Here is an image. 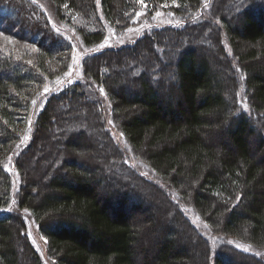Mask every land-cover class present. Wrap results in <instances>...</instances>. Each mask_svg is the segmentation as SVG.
Masks as SVG:
<instances>
[{
	"label": "trees",
	"instance_id": "obj_1",
	"mask_svg": "<svg viewBox=\"0 0 264 264\" xmlns=\"http://www.w3.org/2000/svg\"><path fill=\"white\" fill-rule=\"evenodd\" d=\"M50 1L92 48L104 36L102 20L126 26L137 10L150 15L163 2L185 19L151 25L130 43L82 52L80 77L43 95L37 107L42 75L67 70L73 46L44 27L30 31L29 18L0 14V35L18 40H0V208L14 200L30 213L58 264H207L208 241L166 192L153 190L163 202L162 220L183 232L166 225L161 233L159 219L144 213L150 205L157 210L156 199L124 175L129 165L109 139L102 103L85 92L94 87L136 159L191 203L213 233L261 250L224 243L213 264L235 257L236 264H264V0ZM24 41L37 46L31 63L23 62ZM97 136L106 144L103 155L90 142ZM143 221L146 236L137 224ZM187 237L191 249L178 240ZM0 264H43L20 212L0 213Z\"/></svg>",
	"mask_w": 264,
	"mask_h": 264
},
{
	"label": "rangeland",
	"instance_id": "obj_2",
	"mask_svg": "<svg viewBox=\"0 0 264 264\" xmlns=\"http://www.w3.org/2000/svg\"><path fill=\"white\" fill-rule=\"evenodd\" d=\"M0 5H4L2 6V8H0V14H3V13L5 14L7 11V15H9L10 17H12L15 13V14H19L20 17L22 18L24 17L25 19L29 18L30 21L29 22L27 21V24H28V27L30 28L29 29L30 31H37L40 27L41 28L44 27L43 29H46V31L48 30V33H51L53 37H55L56 39L64 38L73 46L72 59L70 60L69 64H67L68 66L67 70H64L63 72L55 76L42 75V82H45V83L43 84V88L41 89V97L35 102V105L37 104V107L39 105L41 98L44 97L43 95H46L49 92L57 90L63 85L71 83L72 81L77 80L80 77L79 76L80 72L78 68H79V59H80L82 52H86V51H89L95 48L115 47V46L123 45L126 43H130L140 34L141 30H144L145 28H148L151 25H165L170 22H174V21L178 22V21H183L185 19L183 16H181L180 17L181 20H179L178 16L175 15L171 11V8H170L171 4L168 2H163V3L157 4L154 12L150 15H147V11L145 10H141V9L137 10L135 16L133 17L134 21L133 23H131L132 25L128 24L124 26V24H120L119 26L117 25L109 26L106 20H102L104 29H105L104 36L102 37L101 41L97 43L95 47L93 46L94 48H92L89 46H85V43L83 44L82 40L78 36L79 33H77L75 29L71 28L72 27L71 24L67 25L66 23H64L58 18V16L56 15V8L50 0H0ZM143 5H144V2H143ZM0 40L5 42L4 43L5 45L11 44V43L15 44L18 41L15 38H12L10 36L6 37L5 35H0ZM19 46L20 48L23 47V49L27 51L25 60H23V62L31 63L32 62L31 55H33L36 52L37 46L31 43L28 44L25 41L19 42ZM89 48H92V49H89ZM164 77L167 79H170L171 73L168 71V73L166 74L165 72ZM125 84L126 83H123L121 85H125ZM118 88H119L118 85L114 87V89H118ZM95 89L94 87L93 88L91 87L89 88V90L85 89V92H87V94L90 97H95L99 99L98 101L102 103L101 108L103 109V112H104V126L106 127L107 129L106 131L110 135L109 139H111L113 141V144H115V146L117 147V154L121 156L120 158L126 161V163L129 165V166H126L124 175L126 176L132 175L134 179L138 180L136 184L139 186L140 192H142L150 200L152 199V197L156 199L154 201H156V204L158 206L157 210H155V205H150V207L147 208L148 211H145L144 213L150 216L149 219H151L152 217L159 219L157 230L159 229L160 232L163 233L165 231L164 228H166L165 227L166 225L175 226L174 228L176 231L179 230L183 232L184 229L179 223H173L171 221H167V219H166L167 222L165 223L164 218L162 220L161 212L158 208L162 209L163 202L161 200H157L161 196L160 194H156L153 190L160 191L162 194L166 192V194L164 195L172 199L171 201L172 205L175 206L177 209H179V211L188 219V220L186 219L187 222L189 223L191 227H194L196 229V233L199 232L201 234V236L203 237V238L201 237L203 242L205 243L206 240L208 241V244L209 246H211L210 249L212 251H214L213 249L216 245L219 246L221 243L223 244L224 242L240 244L238 243V241L232 238V236L213 233L209 229L207 223L204 220L200 219L194 213L195 211L191 209V203H185L184 205V203H182L174 195L172 188L169 185H167L164 181H162L161 177L150 167L148 163L141 161L139 159H136L132 155L121 132L118 130V128H116L114 125H111L110 123L109 116H110L111 106L110 105L108 106V104L104 103L105 98L102 95H100L98 92H95L94 91ZM243 99L244 98L241 95L240 96L241 106H244V103H245ZM35 109H36V106L32 108L30 117L32 116ZM54 136L56 137L57 134L53 136L51 134V137H54ZM90 142L92 146L93 144L96 145L93 148L100 149L101 150L100 155H103V152L106 147L105 141L99 136H97L95 138V142L93 140H91ZM119 151L122 152V155ZM89 154L93 157V154L95 153L89 152ZM93 158L99 159L98 154L95 155ZM2 163L4 165V168L7 171L11 172V168H13L12 167L13 164L11 163V161H10L11 168L9 166L8 159H3ZM37 163L38 162H36V164ZM36 164L34 162L30 163L31 167L33 168H35L34 166ZM45 164L46 162L45 163L42 162L39 165V167H44ZM114 171H117V170L115 169ZM6 210L22 213L25 219L26 232L29 236L30 241L32 242V244L34 245L38 253H40L43 263L44 264H56L54 258L50 257L48 253L47 240L44 236H42V234L38 230L36 226V222L33 219L32 215L30 213H27L26 211L19 210L14 200H11L10 204L6 208H0V213L6 212ZM176 214H177V210L175 212V215ZM135 215H136L135 219H137L141 215V213L139 212V213H136ZM145 221L140 222V223L137 222V224H139L140 226L139 231L142 232L144 236H146L145 232H146V225H147ZM156 231L151 232V234H147V236L149 238H151L152 236H158ZM178 240L180 244L184 246L186 245L189 246V243H192V239L189 237H187V239L180 238ZM189 248L191 249V246H189ZM242 248H249L255 252H261L260 249H258L257 247H254L253 245L249 243H243ZM260 254L262 255L264 259V252ZM233 259L234 260L232 261V264H236V262L239 259L241 260V258H236V257Z\"/></svg>",
	"mask_w": 264,
	"mask_h": 264
},
{
	"label": "bare ground",
	"instance_id": "obj_3",
	"mask_svg": "<svg viewBox=\"0 0 264 264\" xmlns=\"http://www.w3.org/2000/svg\"><path fill=\"white\" fill-rule=\"evenodd\" d=\"M99 93V92H98ZM236 241H238V243H240V244H235V243H232L233 245H235L236 247H238V248H242L243 247V241H241V240H239L238 238H237V240ZM224 243H227V244H230L231 242H224ZM224 243L222 244H220V245H224ZM232 244H230V245H232ZM250 244V243H249ZM219 245V246H220ZM252 245V244H251ZM218 245H216L215 247H214V251L216 250V249H218V247H219ZM211 246H209L208 245V249H209V258L207 259V264H213V261L211 260V255L213 256L214 255V251H212L211 249ZM245 249H247V250H251V251H253L252 249H249V248H245ZM212 251V252H211ZM44 264V263H43ZM56 264H58V263H56Z\"/></svg>",
	"mask_w": 264,
	"mask_h": 264
},
{
	"label": "snow or ice",
	"instance_id": "obj_4",
	"mask_svg": "<svg viewBox=\"0 0 264 264\" xmlns=\"http://www.w3.org/2000/svg\"><path fill=\"white\" fill-rule=\"evenodd\" d=\"M141 2H142V0H141ZM65 7H67V5H65ZM101 91L103 92V89H101Z\"/></svg>",
	"mask_w": 264,
	"mask_h": 264
}]
</instances>
